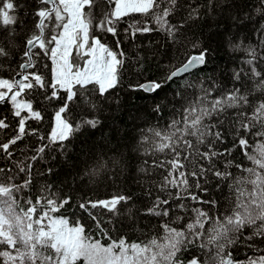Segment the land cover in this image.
<instances>
[{
    "label": "snow or ice",
    "instance_id": "snow-or-ice-1",
    "mask_svg": "<svg viewBox=\"0 0 264 264\" xmlns=\"http://www.w3.org/2000/svg\"><path fill=\"white\" fill-rule=\"evenodd\" d=\"M37 3L35 30L23 40L22 62L9 77L0 76V109L8 105L11 113L10 119L0 111V264H264V23L256 21L255 43H245L251 37L238 43L231 35L225 37L230 53H244L225 80L214 70L206 71L214 50L185 34L186 25L201 18V5L194 0H103L98 12V0ZM233 6L229 0L222 5L209 0L207 5ZM19 7L15 0H0V28L6 29L0 34V71L15 49V27L10 26L23 25L16 15ZM252 7L264 20V0ZM181 11L184 14L173 23ZM135 15L144 19L126 21ZM230 19L237 28L244 23L239 15ZM121 23H127L124 32L132 37L162 33L170 50L179 54L177 60H169L162 76L149 78L146 57L124 50ZM96 32L111 34L114 46L103 43ZM41 55L52 62L50 77L38 70L36 58ZM125 71L132 73L128 91L149 98L157 120L134 129L136 135L124 146L127 153L110 149L113 155L84 175L96 176L101 169L123 173L133 155L142 158L136 171L153 181L160 194L143 210L135 208L128 195L77 206L105 209L112 214L109 222L120 216L133 222L138 215L162 218L163 235L147 241L113 239L90 213L109 241L104 244L79 220L70 224L68 217L59 215L72 196L39 181L54 169L40 171L36 165L46 162L49 151L67 157L68 142L76 133L100 126L98 115L70 118V106L98 112L93 93L107 99L106 94L125 87ZM53 101L59 106L44 136L28 122L43 120L35 104ZM28 136L39 143L21 148ZM229 138L231 147L226 146ZM236 149L250 166L235 162ZM240 248L252 255L246 252L245 259H237L234 252Z\"/></svg>",
    "mask_w": 264,
    "mask_h": 264
},
{
    "label": "trees",
    "instance_id": "trees-1",
    "mask_svg": "<svg viewBox=\"0 0 264 264\" xmlns=\"http://www.w3.org/2000/svg\"><path fill=\"white\" fill-rule=\"evenodd\" d=\"M15 2L20 6L16 15L19 20L23 21V25L10 26L15 27L16 40L13 54L5 63L3 70L0 71V76L5 78L17 70L18 64L23 59V40L26 35H30L35 30L36 18L34 17V12L38 7L37 0H15ZM98 2L100 6L96 9L97 12L104 7L103 0H98ZM194 2H198L201 5V18L194 22H189L185 27V34L189 40L195 41L199 39L204 46L214 50L211 67L206 71L214 70L218 76L227 80L225 73L228 69L239 65L244 53H230L225 47V37L231 35L237 43L244 37H251V39L245 40V43L256 42L255 37H252L254 28L258 26L256 21L264 23V20H260L255 15L252 7L257 0H229V3L234 5L233 7H217L215 9L207 7L209 0H194ZM215 2L223 4V0H215ZM183 14V11L178 13L173 18V23L178 21ZM233 15H239L244 19V23L239 28L230 19ZM247 15H252L253 20L249 21ZM133 19L141 20L144 18L135 15L127 17L126 21ZM118 27L124 50L130 56L139 52L146 57L145 67L148 71L145 75L149 78L162 76L166 71L165 65L169 60H177L179 54L175 50H170L171 45L162 33L155 31L143 34L138 33L135 37H132L124 32L127 23H121ZM5 31L6 29L0 28V34ZM95 35L100 36L102 42L108 46H114L115 38L111 34L96 32ZM36 60L38 70L45 77H50L53 67L51 60L43 55L37 57ZM78 63L83 65V59H79ZM131 77V71H125V87L112 90L111 94H106L107 99L100 98L93 93V98L96 99L99 106L98 112L82 111L80 108L70 106L72 107V111L69 113L70 118L79 119L81 115H98L101 120L100 126L97 129L87 128L80 133H76L71 141L68 142L67 157L59 151H49L46 156V162H40L36 165L40 171L47 167H53L54 169L52 175L38 178L39 181L51 183L72 196L71 204L62 209L59 215L68 217L70 224L79 220L88 233L100 238L104 244L109 241L100 234L92 215L97 217L113 239L123 236L129 242L147 241L153 235H163L162 229L159 228L162 218L138 215L135 222H133L120 216L112 218V221L109 222L112 214L107 210L89 208L85 211L77 206L81 201L106 200L116 195H128L132 197V203L135 208L143 210L151 207L155 197L160 194L157 192L153 181L143 178L142 174L136 171L142 159L141 157L129 155L131 167L118 175H113L103 169L99 170V174L96 176L89 177L84 175L86 169L92 168L97 162L106 161L108 157L112 156L113 152L110 149L119 147L122 152L127 153L128 150L124 146L128 145L136 135L134 129L155 123L157 120V117L151 112L149 98L145 97L143 93L128 91L126 85ZM175 86L172 85V87ZM58 106V101H53L51 104H35L34 107L42 109L43 120L39 122L30 120L28 122L30 127L37 128L40 134L47 136L54 125V115ZM8 108V105H4L0 111H3L11 119V113ZM163 117L165 120L169 119L167 108L163 112ZM44 142L46 143L47 141ZM38 143L37 137L28 136L20 144V147L23 148L27 145L29 148H34ZM226 146H232L231 138H229ZM52 157H55V159H52ZM232 158L236 163L250 166L239 149H236ZM158 179L159 176L154 178V180ZM187 203L190 206H199L193 205L190 201ZM173 226L180 227L181 225ZM246 252L248 255H252L251 251L244 248L235 250L234 254L237 259L243 260L246 258Z\"/></svg>",
    "mask_w": 264,
    "mask_h": 264
},
{
    "label": "water",
    "instance_id": "water-1",
    "mask_svg": "<svg viewBox=\"0 0 264 264\" xmlns=\"http://www.w3.org/2000/svg\"><path fill=\"white\" fill-rule=\"evenodd\" d=\"M17 78H19V77H17Z\"/></svg>",
    "mask_w": 264,
    "mask_h": 264
}]
</instances>
